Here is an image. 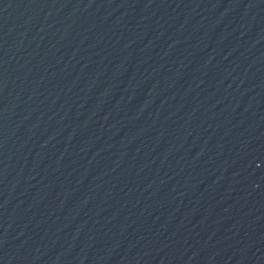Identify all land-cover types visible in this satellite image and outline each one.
<instances>
[{
    "label": "water",
    "instance_id": "obj_1",
    "mask_svg": "<svg viewBox=\"0 0 264 264\" xmlns=\"http://www.w3.org/2000/svg\"><path fill=\"white\" fill-rule=\"evenodd\" d=\"M0 264H264V0H0Z\"/></svg>",
    "mask_w": 264,
    "mask_h": 264
}]
</instances>
